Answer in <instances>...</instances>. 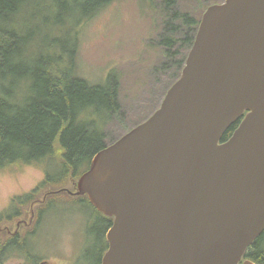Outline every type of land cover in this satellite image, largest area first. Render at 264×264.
<instances>
[{"label":"water","instance_id":"obj_1","mask_svg":"<svg viewBox=\"0 0 264 264\" xmlns=\"http://www.w3.org/2000/svg\"><path fill=\"white\" fill-rule=\"evenodd\" d=\"M74 185L8 234L66 192L113 219L102 264H255L243 258L264 233V0L209 7L159 109Z\"/></svg>","mask_w":264,"mask_h":264},{"label":"trees","instance_id":"obj_2","mask_svg":"<svg viewBox=\"0 0 264 264\" xmlns=\"http://www.w3.org/2000/svg\"><path fill=\"white\" fill-rule=\"evenodd\" d=\"M82 1L86 9L81 10ZM113 1L0 0V173L13 166L45 170V180L36 189L12 199L9 214L1 216L8 222L26 217L24 210L47 192L71 188V182L89 170L93 157L109 146L106 127L120 111L121 76L111 71L99 83L79 76V43L72 33L79 35V31L72 28L91 20ZM179 1L161 0L164 19L169 20L161 45L166 49L172 82L180 77L199 26L193 15L176 8ZM238 125L228 130L223 142ZM62 196L72 204L74 199L86 202L93 209L97 227L91 231L98 230V235L91 250L84 252L88 264H102L108 248L106 233L113 220L99 213L87 197L51 196L46 205L37 208L42 212L47 207L36 221L40 224ZM26 230L22 227L13 237L0 236V264L14 258L40 264L36 254H29L19 244ZM33 236L36 238L35 232ZM244 260L264 264V233L248 248Z\"/></svg>","mask_w":264,"mask_h":264},{"label":"rangeland","instance_id":"obj_3","mask_svg":"<svg viewBox=\"0 0 264 264\" xmlns=\"http://www.w3.org/2000/svg\"><path fill=\"white\" fill-rule=\"evenodd\" d=\"M222 2L181 0L176 8L201 20L208 6ZM83 8L86 9L85 1L81 2ZM76 20L73 19L75 24ZM168 21L164 19L161 0H114L94 18L82 20L72 28L79 31V35L72 31L79 43L76 54L79 76L93 83H99L111 71H118L121 76L120 111L106 127L109 145L152 116L175 82L167 66L166 49L161 45ZM43 180L45 170L41 166H13L0 173V224L5 222L0 226V236L3 233L16 236L25 227L19 244L29 254H36L40 264H88L84 250H91L98 230L91 231L97 227V216L86 202L74 199L72 204L62 196L54 200L55 204L46 211V216L42 215L40 224L35 222L32 230L34 221L22 225L16 235L8 234L6 228L13 232L18 222L3 219L9 214L12 199L31 193ZM46 208L37 212V217ZM24 212L26 217L21 220L28 222L30 205ZM35 243L37 246L31 247ZM6 264H28V261L14 258Z\"/></svg>","mask_w":264,"mask_h":264}]
</instances>
